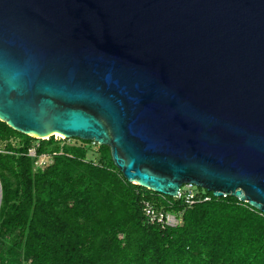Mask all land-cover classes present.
Masks as SVG:
<instances>
[{"label":"water","instance_id":"1","mask_svg":"<svg viewBox=\"0 0 264 264\" xmlns=\"http://www.w3.org/2000/svg\"><path fill=\"white\" fill-rule=\"evenodd\" d=\"M0 121L264 214V0H0Z\"/></svg>","mask_w":264,"mask_h":264},{"label":"trees","instance_id":"2","mask_svg":"<svg viewBox=\"0 0 264 264\" xmlns=\"http://www.w3.org/2000/svg\"><path fill=\"white\" fill-rule=\"evenodd\" d=\"M76 140L0 121V264H264V214L248 203L197 187L192 204L157 194L129 182L110 147ZM31 150L52 163L36 168ZM147 203L182 223L152 224Z\"/></svg>","mask_w":264,"mask_h":264},{"label":"built area","instance_id":"3","mask_svg":"<svg viewBox=\"0 0 264 264\" xmlns=\"http://www.w3.org/2000/svg\"><path fill=\"white\" fill-rule=\"evenodd\" d=\"M30 154L35 159V163H36L35 165H37L36 160L38 158L36 157L35 150H31ZM196 195L197 194L195 191V187L193 185H186L180 190L178 198L179 199L183 198L186 200L188 204H192L194 202ZM205 201H211V197L207 196L205 198ZM145 213L152 224H159L163 227L166 226L175 227V226H179L182 223L181 218H179L175 214L167 213L155 206H152L150 203L146 204Z\"/></svg>","mask_w":264,"mask_h":264},{"label":"rangeland","instance_id":"4","mask_svg":"<svg viewBox=\"0 0 264 264\" xmlns=\"http://www.w3.org/2000/svg\"><path fill=\"white\" fill-rule=\"evenodd\" d=\"M60 134V133H59ZM61 136H58L57 134H55V139L56 140H61L60 143H61V146H64L65 144H68V145H81V142H79L78 140L76 139H67L66 136L60 134ZM92 148L93 149H96L97 146L95 144L92 145ZM37 162V165H35L36 167H43V166H46L50 163H52V159L51 157H48V156H43L41 158H38L36 160ZM36 164V163H35Z\"/></svg>","mask_w":264,"mask_h":264},{"label":"bare ground","instance_id":"5","mask_svg":"<svg viewBox=\"0 0 264 264\" xmlns=\"http://www.w3.org/2000/svg\"><path fill=\"white\" fill-rule=\"evenodd\" d=\"M58 136H61L59 133H56Z\"/></svg>","mask_w":264,"mask_h":264}]
</instances>
